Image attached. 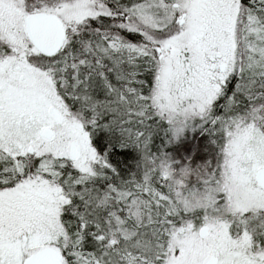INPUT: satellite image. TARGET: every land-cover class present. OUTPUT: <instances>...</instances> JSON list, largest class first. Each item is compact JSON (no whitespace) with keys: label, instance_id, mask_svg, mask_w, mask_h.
I'll use <instances>...</instances> for the list:
<instances>
[{"label":"snow or ice","instance_id":"6c2138e0","mask_svg":"<svg viewBox=\"0 0 264 264\" xmlns=\"http://www.w3.org/2000/svg\"><path fill=\"white\" fill-rule=\"evenodd\" d=\"M0 264H264V0H0Z\"/></svg>","mask_w":264,"mask_h":264}]
</instances>
